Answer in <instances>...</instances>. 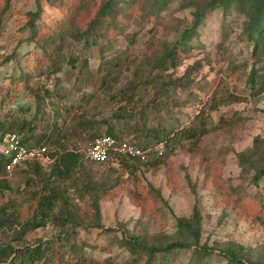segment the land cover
Instances as JSON below:
<instances>
[{
    "label": "rangeland",
    "instance_id": "rangeland-1",
    "mask_svg": "<svg viewBox=\"0 0 264 264\" xmlns=\"http://www.w3.org/2000/svg\"><path fill=\"white\" fill-rule=\"evenodd\" d=\"M146 1L137 0L138 11L131 13L122 31L106 33L102 51V41L93 45L90 35L77 40L80 23L88 21L90 14L84 12L82 19L69 22L68 15L45 9L47 23L61 29L69 44H50L59 69L43 74L39 68H46L48 57L34 42L26 41L27 12L36 10L35 0H11L3 12L0 6V97L7 96L0 106V122L7 125L23 114L30 129L18 133L26 143H45L52 152L81 150L95 130L74 132L71 125L79 117L109 119L111 113L124 110L133 117L127 125L117 123L118 137L163 144L141 163L91 164L94 178L111 185L105 194H98V217L93 194L79 181L61 180L59 190L65 199L57 205L65 211L54 209L44 225L21 234L28 220H43L40 208L45 206H40L39 194L44 183L34 178L29 166L7 178L11 188L0 191L4 222L0 248L20 247L24 242L32 248L43 242L40 259L31 264H226L220 251L231 243L264 260V212L260 211L264 176L255 182L251 164L257 160L264 165V144L255 147L254 156L246 152L255 137L264 140V93L251 88L249 78L252 68L259 75L264 73V43L253 58V45L241 38L243 14L233 3L230 10L207 12L187 45L178 46L174 61L165 60L163 69L154 59L163 57L177 44L180 33L193 25L202 0H194L193 5H188L189 0H172L158 17L151 18L147 7L141 9ZM95 2L84 0L83 11L92 9ZM70 55L79 57L74 64L69 62ZM129 84L137 85L131 97L130 91L120 93ZM20 106L30 110L22 112ZM38 110L42 120L33 118ZM183 127L194 130L195 136H175L173 132ZM46 129L54 143L42 138ZM98 130L105 133L106 126ZM242 151L247 153L245 159L237 155ZM77 175L82 181L83 175ZM68 209L77 212L78 218L67 216ZM194 214L199 222H193ZM65 217L69 220L64 221ZM177 218L193 223L192 228L181 227ZM70 228L73 233L60 246L58 239ZM195 231L197 245L193 244ZM132 235L146 247L172 246L150 258L147 250L132 254L127 246V241L135 244ZM181 241L191 247L175 246Z\"/></svg>",
    "mask_w": 264,
    "mask_h": 264
},
{
    "label": "trees",
    "instance_id": "trees-1",
    "mask_svg": "<svg viewBox=\"0 0 264 264\" xmlns=\"http://www.w3.org/2000/svg\"><path fill=\"white\" fill-rule=\"evenodd\" d=\"M172 0H147L144 5H142L141 9L147 7L148 17H158L162 10L171 2ZM11 0H0V6H2L1 12H3L4 8H8L10 5ZM36 2V10L35 11H28V20L27 24L29 27L26 41L27 42H34L36 47L41 49L44 57H48V64H46L45 69L39 68L40 73H50L51 71L55 72L59 69V62L55 58L56 56L52 53L51 45L52 43H61L64 46L68 45V42L63 40V36L60 35V30L58 27L53 29V25L51 23H47L48 21L45 20L44 10L50 9L51 11L57 13V15L61 16L65 14L67 21L70 22V19L73 18L74 20L82 19L85 14H90L88 21H84L80 23L81 31L77 33V40H83L91 36V43L93 45H98L102 41V45L100 50L102 51L106 47V42L108 39L106 38V33L110 31H122L125 27V21L130 19V15L133 11L137 12V0H96L95 4L93 5L92 9H88L87 11H83L85 5H83L84 0H35ZM87 2V0H86ZM236 5V8L241 10L243 14V18L241 19V35L240 37L246 40L249 44L253 45V49L251 52V56L254 58L256 50L261 43H264V0H202V5L194 12V22L193 25L189 28L184 29L180 36L177 38L176 42L171 48L164 52V56L161 58H155L154 63L158 64L161 68L165 69V60L169 59V61H174L177 53V47L181 44L186 46V40L190 37L192 31L203 21L204 16L210 10H214L216 8H223L224 10H230L232 4ZM193 5L194 0H189L188 5ZM89 8V7H88ZM78 15V17H77ZM76 16V18H75ZM81 16V17H80ZM87 20V19H86ZM62 40V41H61ZM77 41V42H78ZM78 56L72 57L70 55L69 62L75 63L78 60ZM257 60L253 61V65H255ZM173 65L175 63L173 62ZM76 66V65H73ZM250 81L252 82L251 88L257 87V92L264 93V73L259 75L256 73L255 69H251L249 73ZM136 84H129L126 87L122 88L120 93L126 95L127 91H130L129 97L134 96L136 93ZM47 93V91H46ZM37 98L39 96H36ZM7 98V96L0 97V106L2 101ZM42 99V98H41ZM234 99L240 100L239 95H235ZM213 103V102H212ZM216 104H212L214 106ZM21 111L27 112L30 108H26L23 110L24 107L20 106ZM215 108V107H213ZM36 112V113H35ZM34 119L42 120L40 116L41 110L35 111ZM133 117L132 113H126L124 110H118L109 115V119L100 118L98 120L95 119H85L81 116L79 119L71 125L74 132L85 134L86 130L89 131L94 129L95 131L89 135L91 141L96 136H100L102 134H109L115 137L116 139H121L122 137L119 136V131L121 130L118 128L117 123L122 122V125H127L129 120ZM145 117V116H143ZM4 120L0 122V129L2 130L0 134L7 132V131H17L21 133H26L27 127L28 131L30 129L29 122H26L24 119L23 114L19 116H14L12 120L5 125L2 123ZM145 126V124H141ZM101 126H106V132L102 133L98 130ZM47 128V126H45ZM164 129V128H162ZM146 127V131H150ZM165 130V129H164ZM46 135L42 138H46L47 140H52L50 138V133L47 129L44 131ZM151 132V131H150ZM202 132V131H201ZM171 131H168L167 134H170ZM175 136L179 138H192L195 136L194 130H191L188 127H183L182 129L173 132ZM124 137V136H123ZM55 141L52 140V143ZM138 143V142H137ZM261 143L264 144V140L261 137H255L253 139V146L246 150L252 151V155L254 156L257 154L255 147L260 145ZM42 144V143H39ZM88 144V145H89ZM158 144V143H157ZM151 145L149 143L139 144L142 149H147L154 147L155 145ZM47 146V144L44 143ZM84 146L81 150L73 148V149H64L60 152H53L55 156V160L51 163L48 168L50 169L48 173H45L44 170L46 167H43L37 162H30L27 166H29L30 173L34 176V178L39 179L42 183H44V189L41 190L42 194H39L40 199V206H45L44 208H40L41 219L42 221L35 222L28 220L25 224L21 227V233L24 230L36 228L38 226L44 225L45 220L47 217L57 208L56 211L63 212L65 211L62 206L58 207L57 202L59 200H64V192L63 190H59V184L61 180H68L70 183H77L80 182V186H82L86 191H89L93 194L92 200L93 205L95 207V214L96 217L99 216V192L103 194L106 193L108 188L111 185H107V181H98L94 178L95 172L92 171V165H104L109 163H98V162H91L84 157L83 150L88 146ZM154 150H151L145 159H147L150 154ZM155 152V151H154ZM246 152L242 151L237 153L238 157L241 159L246 158ZM260 152V151H259ZM259 156L262 155L260 152ZM252 156V157H253ZM261 158V157H260ZM141 158H124L121 157L119 159V164L123 162H127V160H137V162L141 163ZM248 159H246L247 161ZM263 160V159H261ZM148 162V161H147ZM153 164V162H152ZM253 169H254V181L257 182L262 176H264V165L262 163H258L257 160L251 162ZM1 173V169H0ZM47 175L44 178H41L43 175ZM83 175V180L80 181L79 175ZM13 173L8 177H3L0 179V191L9 190L11 187L9 185L8 179L11 178ZM78 184V183H77ZM47 190V191H44ZM63 203V202H62ZM260 211L264 212V202L262 200ZM67 216L73 217L75 219L78 218V213H72L70 209L67 211ZM94 214V215H95ZM4 216V214H2ZM2 217L0 215V227L3 226L4 222L1 221ZM8 218H6L7 220ZM69 218L65 217L64 221H68ZM177 221L181 227L185 228H192L193 223L184 222L183 219L177 218ZM199 222V216L194 214L193 222ZM95 225V224H91ZM99 226V224H96ZM95 225V226H96ZM193 231V230H192ZM196 232V231H195ZM193 232L195 240L193 241L194 245L198 244V232ZM73 233V229H66L63 231V236H60V240L63 246L64 241H68L69 237ZM132 240L135 244L131 245L129 241H127V246L129 252L132 254H137L138 252H142L147 250L149 252V258L152 254L156 252H168L172 245H164V246H150L146 247L141 243L137 242V236L132 235ZM64 240V241H62ZM131 240V239H130ZM44 243L40 242L35 247H30L28 243H25L20 247H14V245L9 244L6 245L4 248H0V263L4 264H14L16 259L18 260L17 264H31V262L35 260H39L42 254V245ZM1 246V245H0ZM177 247H191V244L187 243L186 241L177 242L175 244ZM195 250V247L194 249ZM221 255L227 258L226 264H264V260L262 258H252L247 252H244L243 247L238 243H231L223 248L220 251ZM55 253V251H53ZM8 261V262H7Z\"/></svg>",
    "mask_w": 264,
    "mask_h": 264
},
{
    "label": "built area",
    "instance_id": "built-area-1",
    "mask_svg": "<svg viewBox=\"0 0 264 264\" xmlns=\"http://www.w3.org/2000/svg\"><path fill=\"white\" fill-rule=\"evenodd\" d=\"M162 147L163 144L159 143L154 147L142 149L134 137L124 136L116 139L112 135L102 134L93 139L83 150V154L91 162L116 166L121 157L145 159L151 150ZM54 160L53 152L44 144H28L15 131L0 134V179L10 176L30 162H37L47 168Z\"/></svg>",
    "mask_w": 264,
    "mask_h": 264
}]
</instances>
